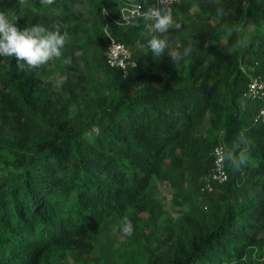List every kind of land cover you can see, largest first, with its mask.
Returning a JSON list of instances; mask_svg holds the SVG:
<instances>
[{
	"label": "trees",
	"instance_id": "1",
	"mask_svg": "<svg viewBox=\"0 0 264 264\" xmlns=\"http://www.w3.org/2000/svg\"><path fill=\"white\" fill-rule=\"evenodd\" d=\"M192 1L165 8L181 24L168 35L149 32L143 18L126 29L110 21L128 45L158 36L172 51L143 47L124 76L105 59L102 10L117 15L113 0H0L20 29L59 27L88 63L92 50L106 64L103 79L88 64L86 85L66 83L65 95L37 68L0 57V264H59L71 254L87 262L98 232L124 218L133 234L122 264H264V123L246 95L264 70V0ZM220 141L229 180L204 192ZM161 185L172 190L169 206Z\"/></svg>",
	"mask_w": 264,
	"mask_h": 264
},
{
	"label": "clouds",
	"instance_id": "2",
	"mask_svg": "<svg viewBox=\"0 0 264 264\" xmlns=\"http://www.w3.org/2000/svg\"><path fill=\"white\" fill-rule=\"evenodd\" d=\"M45 2L51 4L52 0ZM145 19L150 21V27L158 33H167L172 27L177 29L181 27L170 9L149 10L145 13ZM16 20L17 18H9L8 15L0 12V57H14L21 69L38 68L62 57L69 38L67 31L61 32L59 27L50 29L38 23L20 29L15 23ZM137 43L140 44L139 41ZM244 43V40H238L233 51L241 48ZM141 46L147 48L156 57H160L166 50L172 55L168 41L158 36H153ZM190 51V47L186 48L184 55ZM119 231L131 236L133 234L131 220L124 218L122 229Z\"/></svg>",
	"mask_w": 264,
	"mask_h": 264
},
{
	"label": "rangeland",
	"instance_id": "3",
	"mask_svg": "<svg viewBox=\"0 0 264 264\" xmlns=\"http://www.w3.org/2000/svg\"><path fill=\"white\" fill-rule=\"evenodd\" d=\"M196 1H192V7L196 6ZM85 21L90 27L93 25V17L90 12L86 11ZM74 29L82 33L86 29L84 23L79 21L74 23ZM150 31H153L149 27ZM148 29L144 36L148 35ZM169 32V31H168ZM168 35V33H166ZM176 45L179 44L178 40H175ZM135 59L141 57L145 53V49L142 46L130 45ZM92 50L90 52V62L88 63L85 59L83 49L80 48L79 40L75 35H69L66 42L63 55L60 58L54 59L37 68L39 77L49 84V86L57 93L67 94L64 91V85L72 82L78 86H84L87 83L85 77H88L89 68L88 64L91 65L93 74H97L99 78L103 79L105 76L104 67L106 66L105 60L102 57L100 61L92 57ZM178 56V51L173 48V58ZM177 61V59H175ZM99 64V71H97ZM171 188L169 186L161 185L159 187V193L163 196L169 206L171 198ZM122 229L119 226V220L110 219L101 229L96 237V254L95 258L88 260L87 262L82 261L75 254H71L67 259L61 261L59 264H122V258L120 253L124 250L127 244V236L119 231ZM264 233V232H263Z\"/></svg>",
	"mask_w": 264,
	"mask_h": 264
},
{
	"label": "built area",
	"instance_id": "4",
	"mask_svg": "<svg viewBox=\"0 0 264 264\" xmlns=\"http://www.w3.org/2000/svg\"><path fill=\"white\" fill-rule=\"evenodd\" d=\"M116 3L113 14L110 9L104 8L102 14L105 17L104 27L109 39L105 50L107 66L122 70L127 76L133 68L138 66L131 46L118 40L109 30L110 21L118 28H128L135 18L145 19V13L154 9H165L180 4L182 0H113ZM246 95L260 104L256 120L264 123V70L261 74L252 78L248 85ZM228 148L223 141L218 143L213 152V164L209 175L206 178L203 191L211 193L217 185L224 184L229 180V173L226 167Z\"/></svg>",
	"mask_w": 264,
	"mask_h": 264
}]
</instances>
